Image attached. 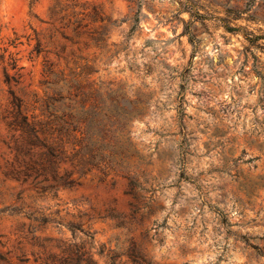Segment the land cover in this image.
I'll list each match as a JSON object with an SVG mask.
<instances>
[{
	"label": "rangeland",
	"instance_id": "1",
	"mask_svg": "<svg viewBox=\"0 0 264 264\" xmlns=\"http://www.w3.org/2000/svg\"><path fill=\"white\" fill-rule=\"evenodd\" d=\"M12 96L53 138L82 106L121 128L72 187L41 192L11 179ZM67 246L264 264V0H0V264Z\"/></svg>",
	"mask_w": 264,
	"mask_h": 264
},
{
	"label": "trees",
	"instance_id": "2",
	"mask_svg": "<svg viewBox=\"0 0 264 264\" xmlns=\"http://www.w3.org/2000/svg\"><path fill=\"white\" fill-rule=\"evenodd\" d=\"M15 102L16 99L13 97L11 101L13 109L9 112L11 120L8 122V127L13 132L19 133L14 155L17 168L13 175L15 177L11 179L22 183L30 181L34 186L39 185L41 192L72 187L76 183V179H72V172H78V178L86 175L96 166L95 158L99 153L97 148L109 145L114 137V127L121 128L118 117L107 115L104 119H101V116L98 119V110H86L82 106L79 111L68 109L63 113L59 127L55 130L57 136L53 138V133L46 130L45 125L28 120L22 115L20 103L15 104ZM80 115L90 121H86L83 125L82 119L78 117ZM90 125L98 130L91 133ZM70 139H73V142H70V147H66ZM61 164L67 168L62 175H58L57 169ZM48 169L49 177L45 175ZM42 183L44 184L41 185ZM60 252L61 257L49 256L51 264H96L81 246L63 247ZM0 258L5 260L3 257ZM116 258L117 256H110L108 264H115ZM131 262L146 263L138 253Z\"/></svg>",
	"mask_w": 264,
	"mask_h": 264
}]
</instances>
